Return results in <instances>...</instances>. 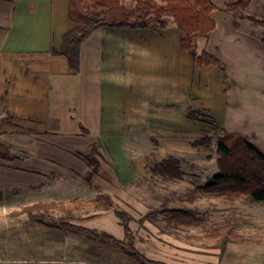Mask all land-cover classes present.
<instances>
[{"label":"crops","instance_id":"0c3cea01","mask_svg":"<svg viewBox=\"0 0 264 264\" xmlns=\"http://www.w3.org/2000/svg\"><path fill=\"white\" fill-rule=\"evenodd\" d=\"M69 1L0 0V191L45 182L56 189L51 198L91 201L109 195L115 208L132 216L136 247L147 257L167 264H199V258L201 264H222L232 242L241 241L229 242L222 253L220 240L204 237L207 229L196 235L195 223L166 222L162 210L173 207L148 211L142 206L135 223L125 202L141 168H153L168 151L193 147L195 133L242 134L264 154V25L240 18L235 26L231 0H213L215 28L197 40L224 69L197 64L181 48V30L169 20L166 28L94 30L81 43L75 70L66 56L52 51L76 26ZM244 13L264 17V0H249ZM92 143L100 144L101 153L94 173L77 155ZM114 150L126 151L134 174L113 170ZM151 211L158 217H147ZM74 215L77 225L125 238L114 208L80 207ZM53 227L71 232L73 242L45 240V248L59 252L48 256L45 250L41 264H130L97 239L69 231L61 222ZM195 239L201 242L198 249ZM209 241L219 249L215 257Z\"/></svg>","mask_w":264,"mask_h":264},{"label":"trees","instance_id":"16d2710c","mask_svg":"<svg viewBox=\"0 0 264 264\" xmlns=\"http://www.w3.org/2000/svg\"><path fill=\"white\" fill-rule=\"evenodd\" d=\"M249 0H231L229 7L234 11L235 26L238 20L248 19L255 24L264 25V17L258 18L244 13ZM217 6L213 0H70L69 16L76 26L63 36L61 46L52 48L55 54L64 55L72 69L80 67V46L94 30L98 28H166L169 18H172L181 30V48L190 53L199 65H218L224 69L222 61L207 49H198L195 39L207 38L215 28L212 11ZM264 44V36L262 37ZM214 139L211 135H204L196 139L193 146L198 150L213 149ZM100 144L92 143L88 150L77 152L91 167V173L98 171ZM216 152L219 155V171L204 185H197L187 197L194 202L200 197L225 199L233 201L246 198L251 202L264 203V154L258 150L242 134L222 131L218 137ZM178 161L166 158L155 164L153 170L170 178H181L177 172ZM92 206L96 209L114 208L115 213L125 229V238L115 236L94 229L82 227L73 223L76 219L74 210L80 207ZM62 210L65 217L59 219L62 226L69 231L84 234L123 253L137 264H167L151 259L136 247V234L131 227L132 216L126 211L115 208L109 195H99L91 201L75 200L72 202H38L25 206L18 212H27L35 220L45 223V218L51 212ZM166 222L180 225L196 223L198 211L196 209L173 207L162 210ZM153 211L147 217L153 215ZM51 220V219H50ZM51 226L58 225V220H51ZM207 239L220 240L223 253L231 241L244 242L248 240L235 230V226L228 220L216 223L207 229Z\"/></svg>","mask_w":264,"mask_h":264},{"label":"rangeland","instance_id":"374dc122","mask_svg":"<svg viewBox=\"0 0 264 264\" xmlns=\"http://www.w3.org/2000/svg\"><path fill=\"white\" fill-rule=\"evenodd\" d=\"M169 20L173 19L169 18ZM195 43L200 49L197 39H195ZM208 131V134L214 139L212 150H198L188 144L187 147L183 145V148L179 150L168 151V158H174L178 161L176 166L177 172L181 175L180 179L157 174L153 171L152 166L143 167L130 184L129 201L127 200L125 203L128 209L133 212L135 223H139L138 219L142 216V206H145L148 211L164 206L196 209L198 218L192 231L196 235L204 234L206 229L217 222L230 220L235 227H238L235 230L244 235L248 241L232 242L226 255L223 256L222 264H264V203H254L246 198L229 201L203 196L194 202L184 199L185 196L195 190L197 185L205 184L219 170V155L216 152V147L218 137L222 132L213 129ZM203 135L205 134L195 133L194 141ZM128 153L132 154V151H128ZM126 156V151L114 150L110 158L112 168L118 175L119 173L125 176L134 174L132 167L127 166L129 162ZM53 186L50 185L49 188H46L44 182L32 187L0 191V261L11 264L13 263L11 261L15 259H22L30 262L27 264H41V261L45 259L46 252L48 256L57 255L59 252L57 247L47 246L45 248V240L65 239L67 243L73 242L71 232L57 231L58 228L47 224L53 219L59 222L61 217L66 216L64 211L51 212L46 216L45 223L35 220L27 212H17L25 205L38 202L63 200L68 203L74 201L69 198L49 197L48 195H55L56 189H53ZM77 212L81 214L80 210ZM154 217H158L157 213L150 216L151 219ZM204 244L206 245V243ZM208 244L210 256H217L219 249L215 247L216 242L209 241ZM200 246L201 242L195 239V248L198 249ZM106 248L112 254L125 258L130 264H137L118 250L109 246ZM66 249L68 252L72 249V245L67 246ZM114 264H121V262L116 261ZM199 264H201L200 258Z\"/></svg>","mask_w":264,"mask_h":264}]
</instances>
